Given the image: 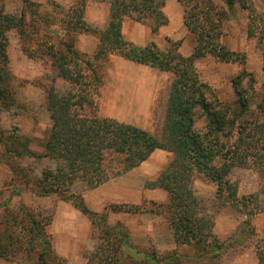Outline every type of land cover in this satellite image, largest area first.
Returning <instances> with one entry per match:
<instances>
[{"label":"trees","instance_id":"trees-1","mask_svg":"<svg viewBox=\"0 0 264 264\" xmlns=\"http://www.w3.org/2000/svg\"><path fill=\"white\" fill-rule=\"evenodd\" d=\"M23 1L24 8L17 15L6 13L4 0H0V106L8 110L12 97L13 77L7 54V33L12 30L17 31L27 57L51 61L57 76L68 88L59 90L52 85L47 92L52 124L42 145L43 152L35 154L30 148L31 141L12 131L6 140L4 132H0V144L6 145L7 161L28 157L56 162L54 169L43 170L41 177L31 178L29 184L36 196H57L91 221L98 243L86 256L87 264H184L186 256L178 252L160 258L157 250L141 251L131 242L126 227L109 224L110 212L144 213L142 207L146 201L110 203L97 213L87 207L83 197L85 192L135 170L157 150L171 153L172 158L145 186L169 194L168 203L160 204L159 208H166L165 213L160 212L173 230L178 246H193L196 259L204 264L208 258L213 260L223 255L232 241H225L215 233V220L205 213L194 187L200 174L215 183L217 198L223 205L249 217L236 235H255L251 217L261 211L260 195L239 196L232 174L239 168H253L264 193V97H257V79L244 67L232 79L235 103L220 100L212 86L201 80L196 61L208 55L225 63L242 66L247 63L246 52L231 51L220 42L225 13L214 0H179L185 8L184 23L195 40L189 56L179 50L182 41L169 40V49L161 50L154 40L160 28L169 24L164 11L167 0H110L104 27L88 22L85 0H78L67 10L55 4V15L59 18L40 14L36 4ZM256 1L222 0L230 10L239 5L247 11V38L261 53L264 73V0H259L262 10ZM128 20L147 26L153 39L141 45L125 38ZM54 25L60 29H51ZM81 35L98 39L95 52L77 49ZM112 56L173 75L160 137L99 114L98 97ZM198 113L202 115L203 128L197 126ZM7 165L12 167L13 174L18 173L13 162ZM19 171L23 172L22 168ZM26 171L30 174L31 168ZM23 177H26L24 173ZM77 182L82 185L80 192L73 190ZM12 187L6 199L4 190H0V258L19 264H70L55 250L50 232L53 216L37 214L23 202L12 209L13 197L19 194L15 185ZM17 255L25 262H20ZM256 256L258 263L264 264V237L256 244Z\"/></svg>","mask_w":264,"mask_h":264},{"label":"rangeland","instance_id":"rangeland-1","mask_svg":"<svg viewBox=\"0 0 264 264\" xmlns=\"http://www.w3.org/2000/svg\"><path fill=\"white\" fill-rule=\"evenodd\" d=\"M30 1L37 5L36 9L40 14L52 17L55 15V4L67 10L78 0ZM101 1L105 0H85L87 9L90 10V16L93 15L98 20L104 14ZM106 1L108 2L109 0ZM170 1L180 7L182 6L184 20L185 8L183 4L179 0ZM214 2L225 13L220 25L222 32L220 42L231 51L246 52L247 63L246 66L238 63H225L213 55H208L196 61L200 78L212 86L220 100L235 103L237 98L232 86V79L244 67L255 75L257 79L256 94L261 99L264 97L263 59L255 43L247 38L248 13L241 9L239 5H236L233 10H230L222 0H214ZM256 2L259 10H262L261 2L259 0ZM98 6L100 10L95 9ZM4 7L6 13L20 15L24 8V1L4 0ZM171 9L173 10V8ZM58 16L56 18H59ZM172 18V28L178 33H181V35L175 38L159 37L160 35H158L156 43L161 50H168L171 42L182 41L179 50L183 55L189 56L193 52L195 40L189 34L188 30L187 32L182 31L181 25L183 23L181 24V22L183 20L177 18V15H174ZM30 19L31 17L28 16V21ZM92 25L102 27L95 24ZM130 26L131 23H127V27L124 29V35L127 39L129 28L131 29ZM58 28L60 29L59 25L51 27L53 30H58ZM143 30L138 33L136 43H139L137 41L141 42L139 44H147L150 42L146 41L142 43L145 41ZM58 34L61 36L62 31ZM7 37V54L9 58V69L13 77V87L12 97L8 104L9 109L6 110L5 107L0 106V132H4L5 140L11 131L24 136L31 141L30 148L32 151L35 154H40L43 152L42 145L52 124L50 113L47 109V92L52 85L59 90H65L68 88V84L57 76V72L52 67L51 61H37L27 57L23 51L22 41L16 30L9 31ZM85 37L89 39L94 38V40L96 38L92 35H81L78 37L76 47L81 52L89 53L87 50H91L94 46L93 39L89 41ZM104 74L101 92L98 97L99 114L131 123L160 137L173 75L150 66L126 61L117 56L110 58L109 67L106 68ZM197 126L198 128L204 127L201 113L197 115ZM7 142L11 144L9 140ZM5 148L6 145L4 143L0 144V190H4L5 199L12 192L14 187L11 188V186L13 185H15L17 193H19L14 195L12 204L10 205L11 208L16 209L20 207V202H23L33 212L41 215L50 214L54 219L57 205L65 201L57 196H36L31 189L32 186L29 184V181H32L31 178H40L43 170L52 169L51 167L53 165L56 167V162L51 159V161L47 159L35 160L28 157L23 158V160L12 161L8 159L7 161ZM171 158V153L162 150L155 151L151 158L145 162L144 167L140 169L138 173L139 178L147 173L158 170L157 176L170 162ZM8 162H13V165H16L15 169H17L18 173H12V167L7 165ZM18 167L19 169L22 168L23 172L19 171ZM29 168H31L30 174L26 171ZM23 173L26 177H23ZM152 178L154 177L148 179ZM27 180L28 182L26 184ZM233 180L237 182L239 196H247L253 193H259L260 195L259 204L261 211H258V213H255L251 217V225L256 234L241 235L239 233L237 236L236 233L239 232L240 227L243 226V222L249 217L230 206L223 205L217 198V186L215 183L202 174L197 175L194 187L197 195L203 202L205 213L211 215L215 220V233L225 241L232 240L230 241V247L225 249L223 255L213 260L208 258L204 261V264H259L256 256V244L264 237V193L260 190L261 181L259 175L253 168H239L235 170L232 174ZM81 189V183L77 182L73 190L80 192ZM146 189L145 186V195L137 203L142 204L146 201L142 207L146 211L144 213L129 214L127 217L126 223L128 224L126 227L128 231L130 230L133 245L143 252L157 250L160 258L163 255L178 252L182 256H186L184 264H200L201 260L196 259L197 253L193 246H178L176 244L173 230L164 218V215L160 212H166V208H159V205L162 204L163 206L168 203L169 194L167 192L163 193V191L159 199H151L147 197L148 191ZM164 196H167V198ZM66 203L72 206L71 203ZM143 227L146 229H142ZM235 237L237 238L235 239ZM92 240L97 245L98 241L96 240L95 231L93 232ZM90 252L92 251H85V257ZM16 258L20 260L21 255H17ZM21 260L20 262H22ZM0 264L19 263L0 258ZM26 264L33 263L28 262Z\"/></svg>","mask_w":264,"mask_h":264},{"label":"crops","instance_id":"crops-1","mask_svg":"<svg viewBox=\"0 0 264 264\" xmlns=\"http://www.w3.org/2000/svg\"><path fill=\"white\" fill-rule=\"evenodd\" d=\"M101 2L103 4L104 9L103 16L98 20L93 15L90 16V10L87 9V20L92 24L104 27L108 22L110 0L108 2L106 0ZM177 2L179 3V1ZM166 3L167 4L164 8V11L169 18V24L160 28L159 37L175 38L181 35V33H178L174 28H172V17L174 15H177V18L183 20V8L182 6L180 7L176 3L171 2L170 0H168ZM99 8L100 7L98 6L95 9L100 10ZM171 8H173V10ZM130 21L131 20H128V22H126L131 23V29L129 28V32L127 31L129 34L128 39L136 42L138 33L142 29H144L143 32L145 34V41L142 43H145L146 41H151L153 39L150 30L147 27L142 26L139 23ZM126 23L125 25H127ZM181 24L182 31L187 32L188 29L184 23V20L183 22H181ZM87 37H85L86 40L92 41L93 39V48L89 51L87 50V52L92 53L96 48L98 39L95 38L94 40V38L89 39ZM156 39H158V37L154 40L157 41ZM137 42L141 43L140 41ZM144 164L145 163H143L135 170L126 173L123 176L110 180L109 182L96 189L85 192L83 194V197L87 207L94 212L100 213L103 212L105 207L110 203H139L145 195L146 180L148 178L155 177L158 173L157 170L152 173H147L143 175V177L139 178L140 176L138 173L140 169L144 167ZM54 167L55 165H53V167L51 168L54 169ZM146 190L148 191L147 197L151 199H159L162 196L161 192H163L162 190L156 189ZM164 197L167 198V196ZM128 216L129 214L110 212L109 224L111 226L126 227L128 224L126 223ZM144 228L145 227H143L142 229ZM93 232L94 229L91 221L82 213H80L77 209H75L73 206L66 202H61L57 205L54 221L51 227V233L54 239V246L56 252L59 255L67 258L71 264H86V257L84 255L85 251H92L96 246V242L92 240ZM92 241H94L95 243Z\"/></svg>","mask_w":264,"mask_h":264}]
</instances>
